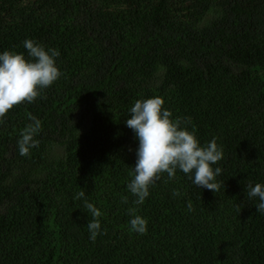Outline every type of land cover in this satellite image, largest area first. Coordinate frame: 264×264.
I'll return each instance as SVG.
<instances>
[{
	"label": "trees",
	"instance_id": "1",
	"mask_svg": "<svg viewBox=\"0 0 264 264\" xmlns=\"http://www.w3.org/2000/svg\"><path fill=\"white\" fill-rule=\"evenodd\" d=\"M26 39L58 49L63 75L0 120V264H264L246 192L264 185V0H0V53L27 57ZM153 96L223 148L217 193L177 170L134 204L126 120ZM31 116L40 143L21 156ZM80 191L102 212L95 242Z\"/></svg>",
	"mask_w": 264,
	"mask_h": 264
},
{
	"label": "clouds",
	"instance_id": "2",
	"mask_svg": "<svg viewBox=\"0 0 264 264\" xmlns=\"http://www.w3.org/2000/svg\"><path fill=\"white\" fill-rule=\"evenodd\" d=\"M23 46L27 50V57L24 53L10 50L0 53V120L14 106L34 102L63 75L56 62L60 56L58 49H46L32 39L24 40ZM164 104L165 101L160 96L137 100L130 109V118L126 120L127 127L134 131L139 141L137 161L133 168L134 178L127 185L128 190L136 197V205L145 201L149 196L150 186L161 179L164 173L172 180L175 179L177 170L189 176L198 188H206L215 193L221 188L217 176L222 173V168L213 166L223 159V148L218 146L215 138L201 145L194 131L181 126L187 121L173 118V113L164 108ZM30 120L32 123L21 130L17 142L21 156H29L30 150L40 143L35 136L42 129L41 121L34 116ZM246 187L247 199L258 197L260 202L256 205L257 212L264 214V185L257 183L253 186L249 182ZM173 195L179 196V190H174ZM81 198H84V208L93 217L87 228L90 239L95 242L100 234L99 217L102 212L94 203L88 202L83 191L74 196V199ZM127 200V197H122L123 203H127ZM193 210L189 201L188 211ZM135 213L134 207L129 209V214L133 216L130 221L131 229L139 234H146L147 220Z\"/></svg>",
	"mask_w": 264,
	"mask_h": 264
}]
</instances>
